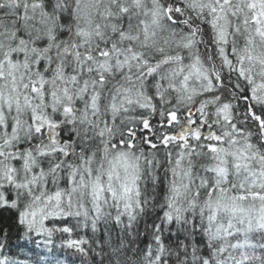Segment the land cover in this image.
Returning <instances> with one entry per match:
<instances>
[{
    "label": "snow or ice",
    "instance_id": "1",
    "mask_svg": "<svg viewBox=\"0 0 264 264\" xmlns=\"http://www.w3.org/2000/svg\"><path fill=\"white\" fill-rule=\"evenodd\" d=\"M57 249L264 264V0H0V264Z\"/></svg>",
    "mask_w": 264,
    "mask_h": 264
},
{
    "label": "trees",
    "instance_id": "2",
    "mask_svg": "<svg viewBox=\"0 0 264 264\" xmlns=\"http://www.w3.org/2000/svg\"><path fill=\"white\" fill-rule=\"evenodd\" d=\"M59 237L56 238V243L59 244ZM17 243H23V241H16L15 239H13L12 244L15 245ZM18 252V256L16 258H20L23 257L24 255H28L29 258H31V254L26 253L23 249H14ZM44 249L41 247L40 249H38V251H43ZM57 252L59 254V259L61 261V264H71V262H75V264H79V260L80 257L77 255L72 254V252L70 250H60L57 249ZM44 257H41V260H43ZM87 259V258H86ZM97 259H99V257H97Z\"/></svg>",
    "mask_w": 264,
    "mask_h": 264
}]
</instances>
